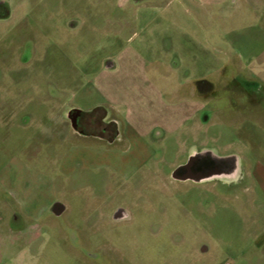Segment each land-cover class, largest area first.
Listing matches in <instances>:
<instances>
[{
	"label": "rangeland",
	"instance_id": "374dc122",
	"mask_svg": "<svg viewBox=\"0 0 264 264\" xmlns=\"http://www.w3.org/2000/svg\"><path fill=\"white\" fill-rule=\"evenodd\" d=\"M5 1L0 264H235L242 245L221 244L216 226L238 224L223 207L230 203L210 184L168 185L159 171L192 143L193 129L221 150L233 127L257 126L231 124L224 93L198 97L189 82L215 78L232 60L264 83V0L220 7L201 0ZM70 105L107 109L122 139L106 146L74 135L65 118ZM204 111L210 120L201 124ZM93 191L111 192L131 218L84 224L97 205ZM54 195L69 209L40 215ZM12 209L27 227L10 224ZM88 242L98 246L90 255Z\"/></svg>",
	"mask_w": 264,
	"mask_h": 264
},
{
	"label": "flooded vegetation",
	"instance_id": "af4514ba",
	"mask_svg": "<svg viewBox=\"0 0 264 264\" xmlns=\"http://www.w3.org/2000/svg\"><path fill=\"white\" fill-rule=\"evenodd\" d=\"M10 12L9 2L1 1L0 18L9 17ZM189 83L193 87L194 94L198 97L217 98L224 93L229 102L226 107L230 114L245 113L255 105L260 106L262 109L260 112H264V83L242 73L235 61L228 60L225 62L215 78H195ZM239 98L242 99L241 103ZM65 118L72 133L78 137L90 138L106 146L115 145L123 137L119 119L100 106L84 109L70 105L65 110ZM209 120L210 112L204 111L199 122L204 124ZM198 134L195 129L191 131L192 143L182 150L166 170L159 171L160 178L172 186L182 184L214 185L215 182L230 186L235 181L240 180L242 173L238 179L235 178L238 163L236 153H225L214 146H208ZM93 192L94 195L98 196L97 205L93 212L85 215L84 224L92 227L96 218L104 217L109 224L118 225L131 218L130 208L122 203L114 202L111 198V192L108 191V194L103 197H101L100 191ZM52 197L45 206L39 208L40 215L49 213L58 217L69 209L68 203L63 199L57 198L55 195ZM11 213V225L22 224L24 228L27 227L18 209H12ZM90 216H93V220ZM92 248L96 250L98 246L88 242L84 252L90 255ZM200 251L206 253L208 245L203 244Z\"/></svg>",
	"mask_w": 264,
	"mask_h": 264
},
{
	"label": "crops",
	"instance_id": "0c3cea01",
	"mask_svg": "<svg viewBox=\"0 0 264 264\" xmlns=\"http://www.w3.org/2000/svg\"><path fill=\"white\" fill-rule=\"evenodd\" d=\"M201 2L220 7L223 0ZM229 117L231 124L235 119H241L257 126L233 127L231 133L234 138L221 148L222 152L236 153L242 175L230 186L221 182L209 185L221 201L230 203V206L223 207L225 210L231 207L239 220L235 225L222 222L216 225L219 242L232 243L235 239L242 245L235 253V264H264V112L247 110L245 113H232Z\"/></svg>",
	"mask_w": 264,
	"mask_h": 264
},
{
	"label": "water",
	"instance_id": "95a60500",
	"mask_svg": "<svg viewBox=\"0 0 264 264\" xmlns=\"http://www.w3.org/2000/svg\"><path fill=\"white\" fill-rule=\"evenodd\" d=\"M1 1H3V0H0V2ZM105 65H106V67H112L113 62L108 60ZM237 162L238 163H237V171H236V175H235L236 177L235 178H238L240 176V172H241L240 166H239V161H237Z\"/></svg>",
	"mask_w": 264,
	"mask_h": 264
}]
</instances>
